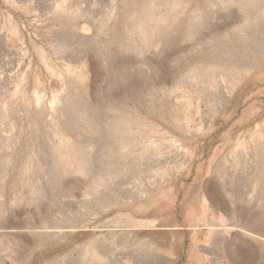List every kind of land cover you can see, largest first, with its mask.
Masks as SVG:
<instances>
[{"label": "rangeland", "instance_id": "rangeland-1", "mask_svg": "<svg viewBox=\"0 0 264 264\" xmlns=\"http://www.w3.org/2000/svg\"><path fill=\"white\" fill-rule=\"evenodd\" d=\"M61 1L0 0V264H264V0Z\"/></svg>", "mask_w": 264, "mask_h": 264}, {"label": "bare ground", "instance_id": "bare-ground-1", "mask_svg": "<svg viewBox=\"0 0 264 264\" xmlns=\"http://www.w3.org/2000/svg\"><path fill=\"white\" fill-rule=\"evenodd\" d=\"M63 1H65V0H62L61 1V4L60 3H58V4H60V5H58V10H60V12H66V13H68V15L70 14V16L71 15H73V13L74 12H72V11H70V10H68V9H70V8H66V7H63ZM231 1V0H230ZM236 1V0H235ZM221 2H222V0H221ZM233 2V1H232ZM169 3L170 4H168V5H164L165 6V8L167 9V11L166 10H164L163 12H160V9H159V11H158V9L157 10H155L154 8H153V6H151V4H150V8L145 12V14L143 15V17L141 18V28L140 29H142V35L144 36V37H146V38H148V39H151L154 35H156V34H160V31L164 28V26H166V23H168L169 22V20H170V15H169V12H171V11H173L174 9H175V7H176V2H170L169 1ZM220 3V2H219ZM226 3V2H225ZM231 3V2H230ZM167 4V3H166ZM223 4H224V2H223ZM233 4V3H232ZM65 5V4H64ZM146 5V4H145ZM56 6V5H55ZM60 6V7H59ZM221 6H223V5H221ZM239 6V5H238ZM226 7H228V6H226ZM237 7V6H236ZM62 8V9H61ZM64 8H66L68 11H66V9H64ZM164 8V9H165ZM216 8V7H215ZM220 8V7H219ZM221 8H223V7H221ZM234 8V7H233ZM238 8V7H237ZM56 9V8H55ZM197 9V8H196ZM262 9V8H261ZM57 10V9H56ZM170 10V11H169ZM227 10V9H226ZM236 10V9H235ZM239 10V9H238ZM166 11V12H165ZM221 11H223V10H221ZM220 11V12H221ZM263 11V10H262ZM236 12H237V10H236ZM244 12V11H243ZM64 13H62V14H64ZM238 13H239V11H238ZM260 13V12H259ZM60 14V13H59ZM262 14V13H261ZM75 15H77V14H75ZM111 15V14H110ZM141 15V14H140ZM141 15V16H142ZM240 15H242V14H240ZM65 16V15H64ZM243 16H244V14H243ZM76 17V16H75ZM139 17V16H138ZM247 17V16H246ZM249 17V16H248ZM256 17H258V16H256ZM174 19V18H173ZM246 19V18H245ZM130 20V19H129ZM175 20V19H174ZM138 21V20H137ZM192 21V20H191ZM187 22V21H186ZM188 23V22H187ZM193 23V22H192ZM169 24V23H168ZM194 24V23H193ZM171 25V24H170ZM140 26V25H139ZM174 26H175V24H174ZM102 27V26H101ZM239 27V26H238ZM168 28V27H167ZM170 28V27H169ZM189 29V28H188ZM238 29V28H237ZM165 30V29H164ZM167 30V29H166ZM187 30V29H186ZM141 32V31H140ZM186 32V31H185ZM169 33V32H168ZM194 34V33H193ZM166 35V34H165ZM158 36V35H157ZM167 36V35H166ZM191 36V35H190ZM242 36V35H241ZM151 37V38H150ZM185 37V36H184ZM116 38V37H115ZM146 38H144V39H146ZM159 38V37H158ZM190 38V37H189ZM233 39V38H232ZM143 40V39H142ZM241 40V39H240ZM165 41V40H164ZM159 42V41H158ZM159 44V43H158ZM155 46H157V45H155ZM158 47V46H157ZM66 48V47H65ZM153 49H154V47H153ZM155 51V50H154ZM84 66V65H83ZM204 71V70H203ZM210 71V70H209ZM193 73V72H192ZM83 74V73H82ZM82 74H80L79 76H78V78H79V80H82L83 79V75ZM189 75V74H188ZM85 77V76H84ZM224 77V76H223ZM76 78H77V76H76ZM77 78V79H78ZM194 81V80H193ZM221 81H222V79H221ZM82 82V81H81ZM224 82V81H223ZM84 83V82H83ZM197 83H199V82H197ZM215 83V82H214ZM209 84V83H208ZM210 85V84H209ZM211 85H212V83H211ZM214 85V84H213ZM58 95V94H57ZM111 107V106H110ZM114 108V107H113ZM109 109V108H108ZM113 112H114V110H113ZM116 115V114H115ZM121 115V114H120ZM119 115V116H120ZM128 116V115H127ZM129 117V116H128ZM131 117V116H130ZM141 119V118H140ZM117 120V119H116ZM130 120V119H129ZM137 120V119H136ZM116 125V124H115ZM127 125V124H126ZM88 130H89V128H88ZM90 131V130H89ZM65 141V140H64ZM69 141V140H68ZM62 143V142H61ZM144 144V143H143ZM61 146H62V144H61ZM60 149H61V151H59L60 149H58V151L60 152L58 155H61V157L62 158H60L61 160H62V163L64 164H62L63 166H68L72 161L73 162H75V163H77L78 162V158H76L77 156V154L75 155L74 154V148L72 149V148H70L69 149V152H68V148H69V146H65V147H63V148H61V147H59ZM123 148V147H122ZM73 151H72V150ZM75 152H76V150H75ZM74 154V155H73ZM80 156V155H79ZM58 159V158H57ZM81 159V158H80ZM75 160V161H74ZM80 162V161H79ZM84 162V161H83ZM78 164H80V163H78ZM86 165V164H85ZM79 166V165H78ZM72 167V166H71ZM75 167H76V165H75ZM80 168V167H79ZM82 168H83V165H82ZM30 169V168H29ZM67 169H69V167L67 168ZM65 170V169H64ZM69 170H71V169H69ZM66 172V171H65ZM72 172H73V169H72ZM74 172H78V171H74ZM73 172V173H74ZM75 173V174H76ZM80 173V172H79ZM86 174V173H85ZM84 174V175H85ZM67 175V174H66ZM95 252H93L92 253V255H93V259H95V260H100L101 258H99L100 256H98V255H95L94 254ZM90 257V258H91Z\"/></svg>", "mask_w": 264, "mask_h": 264}]
</instances>
